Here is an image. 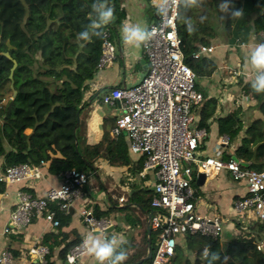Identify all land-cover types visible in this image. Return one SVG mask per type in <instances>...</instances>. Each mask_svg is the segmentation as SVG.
<instances>
[{"label": "trees", "instance_id": "obj_1", "mask_svg": "<svg viewBox=\"0 0 264 264\" xmlns=\"http://www.w3.org/2000/svg\"><path fill=\"white\" fill-rule=\"evenodd\" d=\"M95 2L0 0V52L7 49L6 40L12 46L10 57L0 56V157L3 158V169L18 163L36 164L43 160L50 173L62 174L71 168L95 169L93 164L98 160L118 166L130 163L127 137L110 133L115 117L103 122L102 137L94 144L82 141L81 131L76 128L84 95L100 71L98 61L103 36H94L91 42L77 39V34L90 23L89 13ZM106 2L114 9V18L102 32L106 28L110 30L124 17L118 0ZM221 2L224 0H204L201 7L180 8L181 16L190 18L196 28L191 34L186 31L183 21L176 18L183 60L197 75L195 85L202 92L194 116L198 128H207L208 120L214 116L218 106L217 97L201 90L198 83L202 77H210L216 72V62L211 53L192 56L199 44L210 45L217 37L213 20L223 23L226 42L230 44L247 41L252 34L260 40V33L264 34V0H227L230 6L227 13L220 12L218 5ZM238 9L242 10V17L232 19L231 12ZM13 61L16 65L9 77ZM250 81L241 79L240 90L256 101L259 116L245 128L239 107L215 117L219 134L226 135L230 141L241 135L234 155L243 161H253V145L264 140V93L254 92ZM142 163L143 157L137 160L133 170L140 172ZM246 167L262 170L264 164L255 166L250 163ZM152 194L153 190L147 189L140 195L142 197L129 195L128 201H137L142 208L150 207ZM50 207L56 209L59 225L58 233H47L42 239L49 248L46 264H54L51 251L55 244L63 242L57 254L64 262L68 250L82 240L73 230L66 236L62 235L61 241H56L70 214L57 209L54 203ZM92 208L96 217L109 215V211L100 209L98 204ZM155 234L151 230L152 251L155 249ZM222 242L198 233H183L167 264H200L203 262L202 252L208 247L221 254L223 264H264V252L256 249L258 239L253 235L239 233ZM146 243V239L141 244L127 242L124 245L127 260L123 264H137L143 259L147 253ZM11 253L14 257L18 255L13 249ZM30 264H34L32 260Z\"/></svg>", "mask_w": 264, "mask_h": 264}, {"label": "built area", "instance_id": "obj_2", "mask_svg": "<svg viewBox=\"0 0 264 264\" xmlns=\"http://www.w3.org/2000/svg\"><path fill=\"white\" fill-rule=\"evenodd\" d=\"M146 27L155 31L151 40L141 45L146 59L144 74L130 85L108 86L101 94L100 102L115 117L111 134L126 136L131 152L143 157L140 174L144 176L149 171L154 174L148 221L150 230L156 233L155 249L149 258H143L137 264H167L183 233H198L222 240L223 216L218 211L202 213L198 210L199 197L192 185L194 175L227 169L234 180L242 181L246 186V193L234 200L233 210L238 215L250 214L263 221L264 169L248 168L233 158L225 160L198 153L199 141L206 131L193 127L191 123L193 108L200 103L202 92L195 85L197 75L183 60L176 18L171 12L168 18L163 19L156 13ZM103 33L99 69L115 56L110 30L106 28ZM260 36L257 44L264 42V34L260 33ZM213 49L212 44H199L192 56L211 53ZM234 74L244 80L252 79L250 70L241 69ZM227 139L225 137L224 141ZM42 164L43 160L36 164L23 162L7 166L0 172V182L17 183L29 179L39 172ZM61 175V183L43 195L20 192L18 203L3 231L8 232L12 228L21 231L37 214L57 227L56 209L50 204L54 203L57 209L67 212L70 203L83 196V187L88 184L91 174L71 168ZM81 215L91 232L108 235L113 226L112 218L96 217L92 207L83 208ZM82 240L68 250L67 262L75 263L86 254L80 247ZM256 249L264 252V240L256 242ZM28 252L37 258L38 263L46 264L49 253L46 244L35 243ZM0 264L26 262L25 258H16L11 251L4 250L0 253Z\"/></svg>", "mask_w": 264, "mask_h": 264}, {"label": "crops", "instance_id": "obj_3", "mask_svg": "<svg viewBox=\"0 0 264 264\" xmlns=\"http://www.w3.org/2000/svg\"><path fill=\"white\" fill-rule=\"evenodd\" d=\"M118 1L124 17L117 25H112L110 28V38L115 45L114 59L100 69L92 80L90 89L84 95V103L78 111L79 124L76 128L81 131L82 141L89 144H94L101 139L103 122L114 117L110 114L111 110L100 102L101 94L108 86L135 83L145 72L146 59L141 46L136 48L124 45L121 39V27L126 23L146 26L148 21L156 17L153 0ZM257 41L252 34L247 41H243V44L211 43L214 46L211 56L217 64V70L210 77H202L199 80V88L206 91L208 95L217 97L218 106L214 116L208 120L207 128H204L206 134L199 141L200 155L218 156L225 160L235 156L234 150L239 145L241 135L233 141L227 139L225 142L227 136L218 133L216 116L224 115L239 107L244 128L253 118L259 116L256 101L249 95L242 94L239 82L242 78L234 74L237 70H249L246 57ZM195 109L196 106L192 111L191 125L198 128L196 121L194 123V116L197 113ZM253 149L255 150L254 160L244 162L247 165L254 163L255 166L264 164V140L253 145ZM128 152L131 157L128 165H110L105 160H98L93 164L95 169L89 170L91 177L88 184L83 187V196L70 203L68 209L70 217L67 219L68 222L61 226L62 233H59L56 241H61L62 235L66 236L73 230L77 231L82 239L89 234H99L89 230L81 215L83 208L93 207L95 204H98L102 210H108V217L113 219V226L108 231L109 236L118 235L127 242L136 244H141L144 239L148 240L150 207L142 208L137 201H128V197L131 194L142 197L140 195L145 190H153L154 174L153 171H149L142 176L140 172H135L133 168L141 156L131 152L130 149ZM228 155L230 156L227 157ZM2 162L3 158L0 157V172L3 170ZM251 169L255 170L254 167ZM198 173L194 175L192 183L196 196L199 197L198 210L202 213L220 212L223 216V224L226 219L233 220L227 223L228 226L225 228L226 233H230L231 236L249 233L258 241L264 240V220H258L250 214L238 215L232 208L234 200L246 193L244 182L234 180L227 169H220L204 172V177L197 183ZM93 175L98 182L92 179ZM61 181V174L50 173L42 164L39 172L29 179L17 183L0 182V253L13 249L18 252L16 258H25L26 264H30L31 260L34 264L38 263L37 258L28 252L29 248L35 243H43L42 239L47 233H58L57 227L52 226L42 215L37 214L32 216L30 223L21 231L12 228L4 232L3 229L8 225L10 213L18 203L20 192L26 191L40 196L49 188L57 187ZM126 206L129 209H125ZM238 222L240 226H237ZM222 240L227 241L228 238L222 235ZM62 245L63 242L59 245L55 244L51 251V260L54 264H95L94 259L87 254L75 263L62 262L57 254Z\"/></svg>", "mask_w": 264, "mask_h": 264}, {"label": "clouds", "instance_id": "obj_4", "mask_svg": "<svg viewBox=\"0 0 264 264\" xmlns=\"http://www.w3.org/2000/svg\"><path fill=\"white\" fill-rule=\"evenodd\" d=\"M203 3L204 0H153V6L158 16L162 19L168 18L171 12L173 18H179L183 21L189 34L196 31V28L190 18L181 16L179 10L181 7L185 9L198 8ZM218 7L221 13H227L230 6L227 0H224ZM242 15L243 12L239 9L231 12L232 19L240 18ZM113 18L114 9L107 4L106 0H96L89 13L90 23L77 34V39L91 42L94 36L102 37L104 33L101 30L111 23ZM202 21L203 17L201 18ZM154 31V29L150 30L140 24L126 23L121 27V39L124 45L139 48L151 40ZM246 64L252 74L250 81L252 90L256 93H264V42L255 44L250 49L246 57ZM126 243L127 241L118 235L89 234L82 240L80 247L94 259L95 264H123L127 260V250L124 248ZM202 257L203 264H218V262L223 264L221 254L212 251L210 247L203 250ZM224 259L226 260V258Z\"/></svg>", "mask_w": 264, "mask_h": 264}, {"label": "water", "instance_id": "obj_5", "mask_svg": "<svg viewBox=\"0 0 264 264\" xmlns=\"http://www.w3.org/2000/svg\"><path fill=\"white\" fill-rule=\"evenodd\" d=\"M6 43H7V49L5 51H3V52H0V56L1 55H5L7 57H10V55H9V49L12 46L9 44V41L8 40H6ZM15 65H16V63H15V61H13V65H12V67L10 69L9 77H11L12 71H13V68L15 67ZM79 110H80V107H79ZM78 124H79V118L77 120L76 126H78ZM233 159L238 160L241 165L247 166V164L244 161H240L237 157L234 156ZM87 164H88V166H90V164L88 162H87ZM204 174H205L204 172H199L198 173V176H197V179H196V182L197 183H199V181L204 177ZM150 232H151V230H150V227L148 225V240H147L148 242H147V253H146L145 257H144L145 259L149 258L151 256V253H152L151 240H150ZM37 264H40V263H37Z\"/></svg>", "mask_w": 264, "mask_h": 264}, {"label": "rangeland", "instance_id": "obj_6", "mask_svg": "<svg viewBox=\"0 0 264 264\" xmlns=\"http://www.w3.org/2000/svg\"><path fill=\"white\" fill-rule=\"evenodd\" d=\"M213 22L215 23V26H216L215 28H216V31H217V37L214 39L213 42L214 43L226 42V34L224 32V29H223V23L217 21L216 19H214ZM194 123H195V120H194ZM90 177H91V175H90ZM92 179H95L96 182H98L94 175L92 176ZM229 222H233V220L226 219L225 222H224L225 225L223 227L222 235L225 238H230L231 237V234L230 233H226L227 230L225 229L228 226L227 223H229ZM222 241L225 242L224 240H222ZM223 242H222V244H223ZM200 264H203V262H201Z\"/></svg>", "mask_w": 264, "mask_h": 264}]
</instances>
